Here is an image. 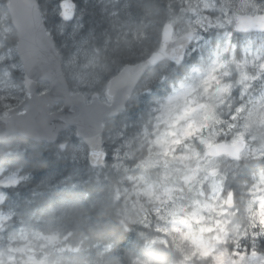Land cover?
<instances>
[{
    "label": "snow or ice",
    "instance_id": "obj_1",
    "mask_svg": "<svg viewBox=\"0 0 264 264\" xmlns=\"http://www.w3.org/2000/svg\"><path fill=\"white\" fill-rule=\"evenodd\" d=\"M108 2L119 6L103 40L69 49L56 37L75 17L72 0H25L23 24L17 0H0L3 134L87 157L100 190L64 198L16 231L0 216V264H264V0ZM197 53L135 134L106 152L113 114ZM54 90L73 114L58 108L60 123L42 131L24 125ZM26 179L0 175V188Z\"/></svg>",
    "mask_w": 264,
    "mask_h": 264
},
{
    "label": "trees",
    "instance_id": "obj_2",
    "mask_svg": "<svg viewBox=\"0 0 264 264\" xmlns=\"http://www.w3.org/2000/svg\"><path fill=\"white\" fill-rule=\"evenodd\" d=\"M74 1L77 7L76 18L66 22L65 32L56 37L57 43H64L69 47L75 41L77 43L89 35L94 36L97 43L101 42L104 33L109 30L108 15L119 5L109 3L108 0ZM44 2L51 8L58 3V0H44ZM49 16L52 17L50 11ZM52 19H58V17H52ZM74 27H76L75 33H73ZM206 39L210 40L211 37ZM192 58L191 55L181 66H187ZM178 68L172 66L167 70L164 80L154 82L147 91L137 94L129 101L126 109L113 119L114 126L122 128L126 125L127 130L135 128L157 104V101L170 93L173 82L181 72V69L177 70ZM8 143H11L14 151L0 153V162H2L0 169L6 173L25 172L29 177L14 188H0V194L6 195V200L9 196L16 194L15 199L7 203V208L13 213V218L8 220V224H16L15 220H25L28 215L35 221L41 213L55 208L64 198L76 197L87 201L95 199L100 194L93 169L84 159L75 161L67 155H61L53 144L33 142L18 135L0 139V147ZM74 167L79 169V174H72ZM237 183L236 179L233 187H236ZM30 185H35L34 188H37V197L34 196L36 190H32L33 187ZM17 192L22 193L20 195ZM127 243V241H121V248L127 247Z\"/></svg>",
    "mask_w": 264,
    "mask_h": 264
},
{
    "label": "water",
    "instance_id": "obj_3",
    "mask_svg": "<svg viewBox=\"0 0 264 264\" xmlns=\"http://www.w3.org/2000/svg\"><path fill=\"white\" fill-rule=\"evenodd\" d=\"M24 2L25 0H17V4L19 5V7L17 8V17L18 19L21 21V23L23 24L26 19H27V9L24 6ZM72 3L74 4V2L72 1ZM58 70L57 66H53L51 68V71L55 72ZM54 93H58L57 91H53ZM52 101V97H49L46 101L44 102H40V101H36L34 103V107L32 108V110L30 111L31 113L33 111H35V113L30 114L24 118V125H26L27 127L33 129L34 131H42L45 124L48 123V120L50 121V124L52 123H60L59 120H61V118L59 119L57 116H53V115H49L47 114V109H48V103H51ZM72 103H77V101H73ZM71 106L68 105V111L66 110L63 115L64 116H69L72 115V111H71ZM37 115V118H36ZM24 125H20V127H23ZM3 125L0 124V136H3ZM21 135H23L21 132H18ZM24 136V135H23ZM30 139H33L35 141H47L45 139H41L37 136H24ZM50 142V141H47Z\"/></svg>",
    "mask_w": 264,
    "mask_h": 264
},
{
    "label": "rangeland",
    "instance_id": "obj_4",
    "mask_svg": "<svg viewBox=\"0 0 264 264\" xmlns=\"http://www.w3.org/2000/svg\"><path fill=\"white\" fill-rule=\"evenodd\" d=\"M110 139H108V144L110 147V153H112L116 148L119 147V145L114 141L113 135H109Z\"/></svg>",
    "mask_w": 264,
    "mask_h": 264
}]
</instances>
